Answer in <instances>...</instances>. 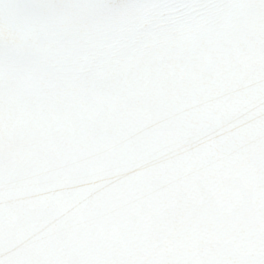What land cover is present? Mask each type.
<instances>
[{"label":"snow or ice","instance_id":"1","mask_svg":"<svg viewBox=\"0 0 264 264\" xmlns=\"http://www.w3.org/2000/svg\"><path fill=\"white\" fill-rule=\"evenodd\" d=\"M0 264H264V0H0Z\"/></svg>","mask_w":264,"mask_h":264}]
</instances>
